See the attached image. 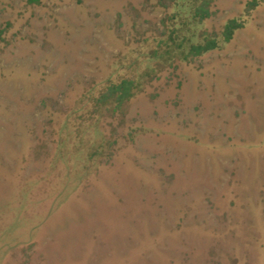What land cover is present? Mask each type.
I'll use <instances>...</instances> for the list:
<instances>
[{"label":"rangeland","instance_id":"rangeland-1","mask_svg":"<svg viewBox=\"0 0 264 264\" xmlns=\"http://www.w3.org/2000/svg\"><path fill=\"white\" fill-rule=\"evenodd\" d=\"M249 1L212 0L187 38L244 25L162 62L173 0H0V264H264V0ZM124 78L140 91L96 109Z\"/></svg>","mask_w":264,"mask_h":264},{"label":"trees","instance_id":"trees-1","mask_svg":"<svg viewBox=\"0 0 264 264\" xmlns=\"http://www.w3.org/2000/svg\"><path fill=\"white\" fill-rule=\"evenodd\" d=\"M211 1L173 0L172 10L169 12V17L167 18L166 37L164 36L158 41V46L151 51L150 55L153 58H159L162 62H169L175 57L187 60L193 56H199L208 50L214 49L223 42L229 41L235 31L244 25V22L238 17L229 18L225 22L221 39L212 35H204L199 41L186 37L191 27L196 28L199 22L211 15L209 9ZM258 4V0H251L247 3V7L248 9H253ZM151 71L145 70L142 76L149 75ZM142 81L124 78L119 82H112L108 85V89L102 91L97 97L98 103L96 104V109H101L102 106H106L107 104H112L115 107L121 106L126 100L140 91ZM98 144L101 147L98 154H103L107 148L106 144L100 142Z\"/></svg>","mask_w":264,"mask_h":264}]
</instances>
